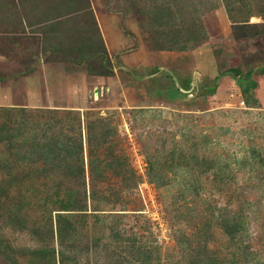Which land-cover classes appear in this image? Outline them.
<instances>
[{
  "label": "rangeland",
  "instance_id": "obj_1",
  "mask_svg": "<svg viewBox=\"0 0 264 264\" xmlns=\"http://www.w3.org/2000/svg\"><path fill=\"white\" fill-rule=\"evenodd\" d=\"M2 108L27 134L52 114L78 137L80 118L86 185H66L86 211L49 217V179L18 171L0 264H234L238 240L264 264V0H0ZM86 126L121 173L99 200Z\"/></svg>",
  "mask_w": 264,
  "mask_h": 264
},
{
  "label": "trees",
  "instance_id": "obj_2",
  "mask_svg": "<svg viewBox=\"0 0 264 264\" xmlns=\"http://www.w3.org/2000/svg\"><path fill=\"white\" fill-rule=\"evenodd\" d=\"M196 42V41H194ZM197 43V42H196ZM190 48L186 44L178 46L179 50ZM1 115H6L4 121L0 123V144H2L4 150L3 170L6 172V178L3 184H0V197H4V200L9 199V190L19 181L17 174L18 171H23L26 167L34 166L35 171L30 172L32 175H43V178L49 179L48 190L51 193L43 198L44 206L48 209L49 217L56 211V207L62 213H58L59 222L62 220L64 214L85 212V206L82 205V201L79 198V193L76 188L66 185L70 182H80L82 186H85V169L83 164V137L80 133V118L75 119L76 116L66 115L69 119V123L74 125L77 123V130H79L78 137H64L62 132V123L58 117L46 118L44 122V130L37 129L40 119L33 118L30 127L29 134L25 132V126L27 119H25L23 111H17L19 116H13L9 118V110L1 109ZM37 123V124H36ZM61 123V124H60ZM34 124V125H33ZM57 128V129H56ZM75 129L72 128V132ZM86 151L88 162V173L90 176V194L89 198L92 200H99L97 191L95 190L96 182H105L109 170H112L114 176H120V171L116 166V157L101 154L106 144L110 141L104 136V139L95 141V136H92L89 132V127L86 126ZM107 134V132H104ZM103 138V137H102ZM3 155V156H4ZM39 172V173H37ZM29 175V173H26ZM23 174V175H26ZM86 199V194H83L82 199ZM41 200V199H40ZM19 205L22 204L21 200L17 201ZM64 213V214H63ZM72 215V214H68ZM245 217L239 215V213L233 214V218L229 221L232 235L241 236V233L245 230L243 225ZM61 229H58V232ZM235 237V238H236ZM241 252L235 256L234 264H240L244 259L247 260L248 254L246 250L248 245L244 240H238ZM151 255V251L147 252ZM152 264V263H148Z\"/></svg>",
  "mask_w": 264,
  "mask_h": 264
}]
</instances>
